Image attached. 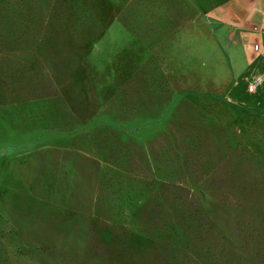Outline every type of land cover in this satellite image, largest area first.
I'll list each match as a JSON object with an SVG mask.
<instances>
[{"label": "rangeland", "instance_id": "1", "mask_svg": "<svg viewBox=\"0 0 264 264\" xmlns=\"http://www.w3.org/2000/svg\"><path fill=\"white\" fill-rule=\"evenodd\" d=\"M227 1L0 0V264H264V89Z\"/></svg>", "mask_w": 264, "mask_h": 264}, {"label": "crops", "instance_id": "2", "mask_svg": "<svg viewBox=\"0 0 264 264\" xmlns=\"http://www.w3.org/2000/svg\"><path fill=\"white\" fill-rule=\"evenodd\" d=\"M254 11L256 9L262 12L263 20L260 25L254 20H247L245 17L241 20V24L236 17L241 13L236 1L229 0L224 4L217 6L211 12L213 20H219L223 11H228L229 18L224 24L218 23L217 34L219 41L224 46L229 56L232 74L235 77L247 75L256 88L264 89V0H252ZM233 13V14H232ZM243 15V13H242ZM256 27V29H254ZM245 35L246 41L240 43L236 41L238 33ZM235 36H230L231 34ZM254 43L257 51L254 50ZM258 62H255V57ZM250 69V70H249ZM247 71L249 72L247 74Z\"/></svg>", "mask_w": 264, "mask_h": 264}, {"label": "built area", "instance_id": "3", "mask_svg": "<svg viewBox=\"0 0 264 264\" xmlns=\"http://www.w3.org/2000/svg\"><path fill=\"white\" fill-rule=\"evenodd\" d=\"M254 87H255V83H252L249 85L248 90L252 91L254 89Z\"/></svg>", "mask_w": 264, "mask_h": 264}]
</instances>
